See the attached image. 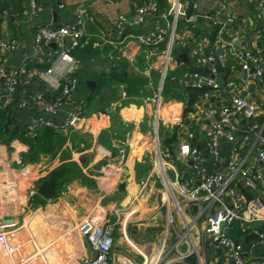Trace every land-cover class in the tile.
<instances>
[{
    "label": "crops",
    "instance_id": "0c3cea01",
    "mask_svg": "<svg viewBox=\"0 0 264 264\" xmlns=\"http://www.w3.org/2000/svg\"><path fill=\"white\" fill-rule=\"evenodd\" d=\"M35 1L39 8L36 15L31 0H17L16 8H3V1L0 0L1 39L4 42H19V48L9 57L13 68L7 69L18 70L21 75V84L14 100L8 98L7 81L3 80L2 83V103L5 104L4 111L8 112L4 120L0 117L3 121L0 120V200L5 201L4 194H9L12 199H6V205L0 212V264H79L81 257L91 255L88 243L80 233L81 223L88 219L96 224H114L115 264H152V258L154 260L164 242V249H170L188 228L193 238L206 228V216L202 214L204 205H189L181 199L177 206L166 191L156 189L160 175L163 179L164 174L170 180L174 179L169 175L172 168L157 160L154 146L157 118L153 99L162 88L158 121L161 126L160 138L168 146L166 140L171 139L174 132L177 134V139L168 148L173 166L185 177L184 180L192 176L193 162L181 158L179 147L189 133L195 135L191 145L202 154L206 170V165L211 163L213 173L228 176L230 163L242 167L255 164L259 148L255 147L254 141L236 151L237 146L225 140L222 145L224 165L212 159L207 137L210 122L200 118L209 108V101L201 97L192 98V91L186 88L185 82L191 80L193 71L211 74V68L196 66L199 47H204L207 52L214 50L218 53L236 48L264 55V11H260V2L195 0L197 7L194 14L216 18L225 27L224 47L214 46L215 40H210L212 32L203 23L202 28L196 27L189 34V25L182 22L168 60L167 42L146 46L136 38L137 35L169 27L170 20L163 16L164 0H112L110 3L102 0ZM154 1L160 3L161 11L150 13L143 24L131 31L132 36L126 40V56L120 60L111 62L106 57L109 51H115L116 56L119 54L118 49L108 45L102 50L88 47L70 53L81 64V69L76 73L79 85L56 114L50 116L44 113V104L32 110L19 107L21 100L45 88V84L30 77V73L38 74L52 67L57 59L52 54L57 49L53 44L40 51L36 48L34 33L37 26H72L77 22L79 12H82L85 31L93 39L99 38L102 31L114 39L115 29L112 26L120 16L134 20L141 9L148 8ZM184 55L183 60L181 56ZM262 66L264 69V64ZM215 67L217 75L212 78L218 85L216 99L222 104L229 103L230 96L225 84L229 77H235L243 85V94L250 96L257 109L255 119L242 120L239 127L249 130L254 121L264 126V73L261 80L251 81L237 64L230 61L219 62ZM65 73V69L60 72L61 75ZM133 80L143 82L144 92L140 90L139 96L128 94L129 81ZM89 82L95 83L94 89ZM57 97L58 92H49L46 102H53ZM83 106L84 115L74 122L76 128L70 135L60 132L58 136L50 138V149L55 151L54 154L43 149L34 150L30 140H19L18 137H25L33 117L43 116L60 125L80 113ZM9 112L10 123L7 122ZM21 164L26 167L24 171L20 170ZM61 168L68 169L62 186L52 200L43 199L37 193L39 186L48 180L52 172ZM156 169L161 172L158 178L154 174ZM207 173L210 174L208 170ZM236 185L235 193L244 207L260 198L264 192V181L250 187L244 179L237 177ZM23 193L28 201H32L31 204L35 202L36 213L50 207L53 208L49 211L53 219L59 215L65 221H72L74 239H65L57 227H50V222L59 226L61 220L43 219V214L35 218L36 221L40 218L36 226H33L32 217L27 219L31 221L30 224L26 221L29 226L24 224L26 219L23 225L13 226L14 218L11 217L22 208V204L17 208L19 203L15 198ZM167 200L172 205L170 202L166 206ZM160 203L166 210L165 214L159 210ZM261 216L264 218V211ZM259 223L264 224V221L254 223L247 234H243L241 223H235L230 228L233 237V232H239L235 226L245 236L243 240L237 239L245 246L244 264H256L264 257V243L259 238L249 244L245 242L248 235L255 233ZM67 227L68 223H65L62 228ZM255 242L258 245L252 248ZM188 248L182 242L178 250L183 254ZM169 262L225 264L226 249L202 243L197 247V253L179 262L171 258Z\"/></svg>",
    "mask_w": 264,
    "mask_h": 264
},
{
    "label": "built area",
    "instance_id": "2783aa9c",
    "mask_svg": "<svg viewBox=\"0 0 264 264\" xmlns=\"http://www.w3.org/2000/svg\"><path fill=\"white\" fill-rule=\"evenodd\" d=\"M110 3L112 0H102ZM166 6L163 10V16L170 20L167 29L159 30L153 33L137 35V40L146 46L158 45L167 42V58L169 60L173 51L174 43L178 32V27L182 22L189 25L187 33H192L196 27H204L211 30L217 28V34L214 46L224 47L225 27L216 19L210 16L200 17L197 14H189L195 11L197 5L195 0H164ZM260 11H264V0H259ZM33 13L36 15L39 8L35 0H31ZM161 11L158 1H154L148 8L141 9L134 20H130L126 16H120L113 24L115 29V38L112 39L105 31H102L99 38L93 39V36L85 31L84 19L82 12H79L77 22L72 26H48L39 25L34 33V43L40 51L42 48L55 43L56 50L52 53L57 57L56 63L52 67L41 70L38 74L32 72L30 77L36 78L39 82L45 84L43 91L30 94L26 99L19 102V107L32 110L40 104H44L42 111L47 115L57 113L59 107L65 100L76 90L79 85L77 71L81 69L80 62L74 60L71 52L77 49H85L92 47L95 50H102L107 45L118 49L119 54L116 56L115 51H109L106 56L111 62L118 61L125 55L126 40L132 36L131 31L138 25L144 23L146 17L154 12ZM19 48V42L12 40L4 42L0 34V111L5 109L2 103L3 80L7 81L6 90L9 94V100H14L17 89L21 84V75L18 70H8L6 63L9 57ZM232 62L237 64L241 71L246 74L247 79L251 81L261 80L264 69V55L259 52H251L248 50L230 48L226 51H210L207 52L204 47H199L196 53V66L198 68H211L210 75H203L200 71H193L191 80L186 86L192 89H205L201 98L209 101V108L200 118H205L210 122L207 137L209 140V150L212 159L224 165L225 158L223 156L222 145L225 140L234 143L237 149H240L246 143L254 141L255 147L259 148L257 162L249 163L242 167L235 163L228 164L230 175L225 176L223 173L208 174L204 165L202 154L191 145L194 133H189L182 139L179 147L180 156L185 161H192V176L184 180V176L179 174L173 166L171 151L165 146L160 138L161 126L160 112L162 97L160 88L153 102L156 104L157 126L154 130V146L156 148L157 160L160 164L166 163V166L172 168L173 181L164 174L165 186L169 197L178 206L177 197L189 205H204L202 214L206 216V228L203 232H199L196 238H193L188 231L179 237L178 241L172 248L161 250L157 253L152 264H171V258H176L177 262L182 261L197 253V247L202 243H208L216 247L226 249L225 264H244L245 263V246L243 242L238 241L230 234V228L235 223L243 224L242 232L247 234L254 223L264 221L261 213L264 211V192L260 198L253 200L247 207L242 206L239 202L235 188H237V177L244 179L250 187H255L256 183L264 181V126L254 121L250 129H242L239 124L242 120H253L257 115V109L253 104L250 96L243 94V85L239 83L235 77H229L226 81L225 88L230 96L229 103L222 104L215 97V91L218 85L213 76L217 75L215 65L219 62ZM66 70L64 75L60 72ZM56 73L59 75L57 76ZM149 76V73H146ZM55 94L58 97L53 102H46L47 93ZM84 115V106L80 113L71 116L62 124H54L51 119L41 117H33L31 125L28 127L25 137L36 138L39 131L43 129H54L62 132L64 135H70L75 130L74 122ZM21 171L25 170V165L21 164ZM26 173V171H25ZM7 202V201H6ZM6 202L0 200V212ZM169 202V200H168ZM179 212L181 208L179 206ZM174 221L172 222V224ZM225 226L221 228V224ZM114 224H96L91 219L84 220L80 225V233L86 239L88 247L91 250L90 256H83L79 260V264H115L113 260L115 236L113 233ZM229 230V233L226 232ZM259 235V240L264 243V232L255 230ZM188 235V236H187ZM185 242L189 248L186 253H180L179 245ZM258 242V241H257ZM252 244V248H256L258 243ZM256 264H264V257Z\"/></svg>",
    "mask_w": 264,
    "mask_h": 264
},
{
    "label": "rangeland",
    "instance_id": "374dc122",
    "mask_svg": "<svg viewBox=\"0 0 264 264\" xmlns=\"http://www.w3.org/2000/svg\"><path fill=\"white\" fill-rule=\"evenodd\" d=\"M178 46H175V48H177ZM155 167H156V165H155ZM159 173H161L159 170H157L156 169V171H154V174L156 175L157 174V178H158V175H160ZM169 175L171 176V178L173 179V174L171 173V172H169ZM160 180V181H159ZM156 189H160L161 190V188H162V192L163 191H166L167 192V190H166V186H165V177H164V179L162 178V176L160 175V179H157V182H156ZM34 192H36V189L34 190ZM161 192V193H162ZM5 195V201H6V199H12L11 198V196L9 195V194H4ZM18 199V200H17ZM159 199H161V195H160V197H159ZM15 200L19 203V205L17 206V208H19L20 207V205L22 204V208L20 209V210H18L17 212H15L14 213V215L11 217V218H14V223H13V226H15V227H17V226H21V225H23V220H25V222H24V224H26V226H29L28 225V223L27 222H29V224H30V222L31 221H28L27 219L28 218H30V217H32V219H34L33 220V223L35 224V225H33V226H36V224H38L39 223V221H40V218H38V220L36 221V217L37 216H41L42 214H43V219L45 218V219H47V218H52L51 217V213L49 212V211H51V210H53V208H48V209H46V208H44L43 210H41V212H38V213H36V210H34L35 209V202H33V204H31L32 203V201L30 202V200L28 201V199H27V197H26V195H25V193H23V194H21V195H19L18 197L16 196V198H15ZM177 200H181V198L180 197H177ZM30 202V203H29ZM170 202L171 201H169L168 202V200L165 202V204H166V206L167 205H169L170 204ZM28 205H29V207H28ZM171 205H172V202H171ZM1 210V209H0ZM159 210L163 213V214H165L166 213V210H165V208L162 206V204L160 203L159 204ZM53 219V218H52ZM53 220H61L62 222L59 224V226L56 224V223H54V222H50L51 224H50V227L51 228H53V229H55L56 227L58 228V230L60 231V232H62V234H63V236L65 237V239L67 238V239H74V232H73V229L71 228V226L73 225V223H72V221H68V220H63V219H61V217H59V215L57 216V219H53ZM27 221V222H26ZM65 223H68V227L65 229V228H62L63 226H64V224ZM178 224H179V226H181L180 224H181V222L179 221L178 222ZM31 229V228H30ZM235 229H237V231H239V232H233L234 233V235H235V237L234 238H236V239H238V240H243V238L245 237L243 234H241V231L239 230V228H238V226H235ZM167 230V229H166ZM165 230V231H166ZM165 232H163V234H164ZM163 234H161V235H163ZM39 253L40 252H38V255H39Z\"/></svg>",
    "mask_w": 264,
    "mask_h": 264
},
{
    "label": "trees",
    "instance_id": "16d2710c",
    "mask_svg": "<svg viewBox=\"0 0 264 264\" xmlns=\"http://www.w3.org/2000/svg\"><path fill=\"white\" fill-rule=\"evenodd\" d=\"M2 1H3V4H1V5H2L3 8H7V7H10V6H13V8H16L18 6L17 0H2ZM194 12L195 11L191 9L189 14H192V13L194 14ZM211 32L212 33L210 34V40H211V42H213L215 40V38H216L217 28L213 27L211 29ZM129 84H130V87H129V90H128L129 96H139V95H141L140 90H143V82L142 81L141 82L140 81L137 82L136 80H133V81H129ZM186 88L192 91V94H190L192 98H194V97L195 98H197V97L200 98L202 96L203 92L205 91V89H201V90L200 89H196L195 90V89H192L191 87H186ZM143 92H144V90H143ZM193 100L194 99H192L191 104L193 103ZM4 110L0 111V113H1L0 117H1L2 120L5 119V115L8 112V110H6V111H4ZM10 116H11V112H9V115H8V118H7V122L8 123L11 122V120H10L11 117ZM2 120H1V122H3ZM59 133L60 132L57 131V130L47 128V129H43V130L39 131L36 138H28V137L26 138V137H24V135H22V136H20L18 138H19L20 141L30 140V144L32 145L34 150L43 149V150H45V152H50L51 154H54L55 151H51V149H50V146L52 145V139H50V138L52 136H56V135L58 136ZM176 139H177V134L174 132L173 133V137L171 139H169V140L168 139L166 140L167 145L168 144L171 145V143H173ZM191 144H193L192 141H191ZM168 146H166V147H168ZM62 182H63V179L60 180L59 183H62ZM256 228H257V230H260V231L264 232V224L259 223Z\"/></svg>",
    "mask_w": 264,
    "mask_h": 264
},
{
    "label": "water",
    "instance_id": "95a60500",
    "mask_svg": "<svg viewBox=\"0 0 264 264\" xmlns=\"http://www.w3.org/2000/svg\"><path fill=\"white\" fill-rule=\"evenodd\" d=\"M53 46L56 47V44L53 43ZM185 57H186L185 55L181 56V59L184 60ZM6 67L13 68L10 65V59H8L6 63ZM94 85H95L94 82H89V86H91L92 89H94L93 88ZM206 167H207L208 172L212 174L213 173L212 164L208 163ZM219 172H222V170H220ZM67 173H68L67 168H61L60 170H56L52 172L48 180H46L39 186L37 193L45 200H52L55 197L57 190L62 186L61 183H59L60 180H62ZM263 205H264V202H263ZM224 226H225V223H222L221 228H223ZM226 232L229 233V230H226ZM258 238L259 236L256 233H252L245 238L246 239L245 242L249 244L257 240Z\"/></svg>",
    "mask_w": 264,
    "mask_h": 264
},
{
    "label": "bare ground",
    "instance_id": "6f19581e",
    "mask_svg": "<svg viewBox=\"0 0 264 264\" xmlns=\"http://www.w3.org/2000/svg\"><path fill=\"white\" fill-rule=\"evenodd\" d=\"M168 198V197H167Z\"/></svg>",
    "mask_w": 264,
    "mask_h": 264
}]
</instances>
